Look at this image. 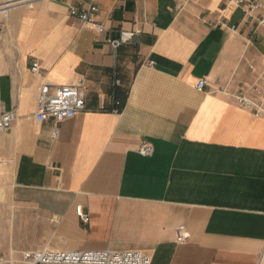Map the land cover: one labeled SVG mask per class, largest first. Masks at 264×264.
<instances>
[{
	"label": "crops",
	"instance_id": "1",
	"mask_svg": "<svg viewBox=\"0 0 264 264\" xmlns=\"http://www.w3.org/2000/svg\"><path fill=\"white\" fill-rule=\"evenodd\" d=\"M257 1L249 20L229 0H0V114L17 115L0 138V228L30 248L264 264V116L236 99L264 92ZM91 7L102 33L70 15ZM125 32L137 41L114 49ZM79 79L86 109L37 122L41 87Z\"/></svg>",
	"mask_w": 264,
	"mask_h": 264
},
{
	"label": "built area",
	"instance_id": "2",
	"mask_svg": "<svg viewBox=\"0 0 264 264\" xmlns=\"http://www.w3.org/2000/svg\"><path fill=\"white\" fill-rule=\"evenodd\" d=\"M230 4L244 8L245 17L249 20L255 19L257 12L262 5L259 1L229 0ZM97 12L96 7L90 10H78L72 8L70 15L77 17L85 26L94 27L98 33L104 31L103 27L92 20L91 15ZM258 24L264 26V16L258 18ZM138 34L134 32L122 33L121 39L112 41L111 46L119 49L122 45L135 43ZM34 74H40L41 69L38 64L32 66ZM206 81L202 80L198 84V89L203 90ZM264 92L257 86H252L242 91L237 97L238 103L247 109H251L258 116H264ZM86 109L85 88L82 79L77 80L73 85L57 86L49 82L45 83L39 92L37 100V111L35 118L39 123L54 121L56 125H61L75 118V116ZM17 120L15 112L0 114V138L5 135ZM56 130L54 136L59 135ZM139 153L143 157L153 154L151 145L144 143ZM79 216L85 222L88 216L84 215L81 207L77 209ZM175 239L177 243L183 244L188 239V233L184 225L175 228ZM23 258L28 264H152V258L141 251H59L53 249L29 250L24 252Z\"/></svg>",
	"mask_w": 264,
	"mask_h": 264
},
{
	"label": "rangeland",
	"instance_id": "3",
	"mask_svg": "<svg viewBox=\"0 0 264 264\" xmlns=\"http://www.w3.org/2000/svg\"><path fill=\"white\" fill-rule=\"evenodd\" d=\"M5 232H8L9 235L5 236L4 233ZM23 234L24 232H27L28 231H22ZM0 264H28L27 261L24 260L23 258V254L24 252L26 251H29V250H33V249H36L37 247H39L38 249H44L45 248V245H34L33 248H30V245L29 244H25V243H17V239H19L17 237V234L19 235V231L17 230V228H9V229H6V228H0ZM25 235V234H24ZM20 239H23V238H20ZM36 247V248H35ZM15 250L17 249V255L15 258V260H11L12 258H7L5 259L3 256V251L5 250ZM171 263V261L169 262L168 260H165V259H162L161 257L157 256L155 261H154V264H169Z\"/></svg>",
	"mask_w": 264,
	"mask_h": 264
},
{
	"label": "bare ground",
	"instance_id": "4",
	"mask_svg": "<svg viewBox=\"0 0 264 264\" xmlns=\"http://www.w3.org/2000/svg\"><path fill=\"white\" fill-rule=\"evenodd\" d=\"M0 11H1V9H0ZM47 249V248H46ZM27 264V263H26Z\"/></svg>",
	"mask_w": 264,
	"mask_h": 264
}]
</instances>
